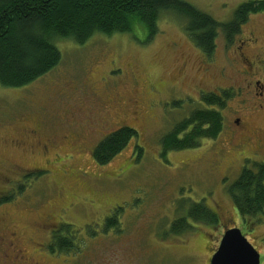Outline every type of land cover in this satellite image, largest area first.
Here are the masks:
<instances>
[{
  "label": "rangeland",
  "instance_id": "obj_1",
  "mask_svg": "<svg viewBox=\"0 0 264 264\" xmlns=\"http://www.w3.org/2000/svg\"><path fill=\"white\" fill-rule=\"evenodd\" d=\"M182 1L227 23L241 4L260 0ZM182 25L163 14L149 44L137 29L84 45L56 40L62 59L55 69L24 88L0 86V199L11 197L0 204V264H22L19 250L28 264H208L231 228L264 264V214L243 223L227 194L244 168L264 163V150L238 145L230 124L232 111L242 109L235 91L244 93L233 51L249 38L257 40L251 53L264 50V12L250 14L231 44L219 34L211 59ZM224 90L232 97L220 135L163 160V137L200 107L202 93ZM249 115L251 130L264 138V114ZM123 125L136 130L142 153L131 141L110 163L97 165L95 146ZM80 126L87 130L78 137ZM187 201L203 203L218 224L191 222L190 232L167 234ZM112 216L118 224L108 227ZM64 226H71L76 251L51 253L52 235Z\"/></svg>",
  "mask_w": 264,
  "mask_h": 264
},
{
  "label": "trees",
  "instance_id": "obj_2",
  "mask_svg": "<svg viewBox=\"0 0 264 264\" xmlns=\"http://www.w3.org/2000/svg\"><path fill=\"white\" fill-rule=\"evenodd\" d=\"M264 12V1L241 4L231 21L220 23L182 0H0V86L20 89L46 76L61 62L56 40L77 45L86 44L95 36L110 37L132 34L135 29L146 33L142 44H149L159 33V19L174 14L183 22V31L192 44L207 59L216 51V40L223 34L228 44L240 33L250 14ZM231 91L202 93L200 107L184 117L163 137L161 157L168 152L197 148L202 140H214L223 130L222 110L231 99ZM181 102L172 106L180 107ZM135 129L123 125L104 137L94 148L92 157L104 166L117 157L131 141L136 144ZM227 194L243 223L264 214V163L244 168L229 186ZM11 197L1 198L0 204ZM180 204L177 219L168 229L169 235L181 236L190 232V223L216 226V214L203 203ZM108 227L118 223L114 216L106 219ZM64 226L53 233L49 244L51 253L76 251V242Z\"/></svg>",
  "mask_w": 264,
  "mask_h": 264
},
{
  "label": "flooded vegetation",
  "instance_id": "obj_3",
  "mask_svg": "<svg viewBox=\"0 0 264 264\" xmlns=\"http://www.w3.org/2000/svg\"><path fill=\"white\" fill-rule=\"evenodd\" d=\"M255 44H257V40L255 38L245 39L240 41L239 46L233 51L234 62H238L240 66V70L237 71L241 75L240 78L243 80V86L240 87L244 89V93L241 94L239 90L235 91V95L242 96L241 99L238 100V104L241 105L239 106V109H242L232 111L230 124L232 126L231 134L236 136V139L239 142L238 145L250 147L252 150H264V138L262 137V132H253L247 120V118L250 117L249 114H264V50L253 49L255 51L251 53L250 48ZM98 107L101 109L102 106ZM104 109L105 108L102 107L101 112L105 111ZM91 125H93V122L89 123V129L91 128ZM85 130H87V128L80 126L76 135L78 137L84 136ZM33 133L34 131L32 129L27 131V134L30 136H33ZM251 135H253V137H251ZM46 148L47 145L45 144L43 149L46 150ZM1 179L8 178L2 176ZM10 237L15 238V233L11 232ZM11 241L9 242L8 247H13V241ZM5 245L6 244H4V247ZM23 253L24 252L22 250H19L18 259L25 258L24 261L22 259V264H28L25 262L26 260L28 261V258H26ZM2 262L4 264L7 261L3 260Z\"/></svg>",
  "mask_w": 264,
  "mask_h": 264
},
{
  "label": "water",
  "instance_id": "obj_4",
  "mask_svg": "<svg viewBox=\"0 0 264 264\" xmlns=\"http://www.w3.org/2000/svg\"><path fill=\"white\" fill-rule=\"evenodd\" d=\"M209 264H260V255L238 228L226 230Z\"/></svg>",
  "mask_w": 264,
  "mask_h": 264
}]
</instances>
